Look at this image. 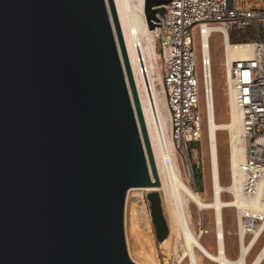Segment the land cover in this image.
Segmentation results:
<instances>
[{
    "label": "water",
    "instance_id": "1",
    "mask_svg": "<svg viewBox=\"0 0 264 264\" xmlns=\"http://www.w3.org/2000/svg\"><path fill=\"white\" fill-rule=\"evenodd\" d=\"M170 1L145 0L150 29ZM158 178L115 0H0V264H135L127 191Z\"/></svg>",
    "mask_w": 264,
    "mask_h": 264
},
{
    "label": "bare ground",
    "instance_id": "2",
    "mask_svg": "<svg viewBox=\"0 0 264 264\" xmlns=\"http://www.w3.org/2000/svg\"><path fill=\"white\" fill-rule=\"evenodd\" d=\"M115 3L141 97L147 131L159 173L158 185L131 186L127 191L124 209V227L127 248L131 258L135 264H161L156 245L153 242L150 207L147 199L145 201L138 199L140 193L146 196L147 192L156 190L161 194L164 212L170 227L169 236L163 242H160L162 244L160 248L166 252L167 260L171 257L169 264H173V261L179 264L187 258L190 264H199L200 258L199 254H197L198 251L196 252V248L200 250L201 255L217 261L218 264H262L264 261V244L251 261H249V256L264 232V221L250 228L242 222L239 256L236 259H232L226 252L223 218L224 207L234 206L242 208L245 206V203L239 198L225 199L223 196L226 188L221 183L217 145L218 130H230L232 176L234 175L235 177L240 173L241 165L245 160L247 141L243 127V115L236 101L231 71L233 62L239 57L248 56L250 50L247 49L245 44L232 42L228 37L224 41L231 103L229 111L230 121L228 122L219 123L216 119L213 95V65L211 66L210 77L209 70H207V80L208 83L211 80L212 85V91H209L205 99V109L206 126L209 127L208 133L213 182V198L207 200L203 194L196 191L185 179L179 161V154L176 151L174 141L171 137L170 114L167 109L165 89L162 84L159 52L154 34L155 28L150 29L148 25L144 11L145 0H115ZM201 40L204 42L205 54L208 53L206 46L209 42V54L212 57L210 36L206 30L201 35ZM142 55L143 57H141ZM144 65L147 67V73L142 72L141 67H143L144 71ZM127 82L131 97H133L128 79ZM209 89L211 90L210 86ZM150 169L152 179L156 181L151 164ZM192 202L196 203L201 210L211 208L215 210L216 236L218 237L217 253L212 252L206 247L195 232L190 211ZM252 211L249 214L250 216L263 217L264 219V207H256ZM144 215L146 216L145 219H143ZM200 221L203 222V219ZM139 224L148 227L150 230V233H148L150 234L148 237L149 241L144 242L147 244L150 243V246L153 244V246L151 249L149 247L146 252L141 248V239L143 238L139 235V230L136 228V225ZM201 231L203 232L204 230ZM249 232L253 236L247 240Z\"/></svg>",
    "mask_w": 264,
    "mask_h": 264
},
{
    "label": "built area",
    "instance_id": "3",
    "mask_svg": "<svg viewBox=\"0 0 264 264\" xmlns=\"http://www.w3.org/2000/svg\"><path fill=\"white\" fill-rule=\"evenodd\" d=\"M165 7V24L159 16L162 26H157L154 34L170 114V133L176 151L185 161L183 152L195 151L192 145L202 138L205 99L212 91L207 70L210 77L213 57L209 54V42L205 54L201 35L206 30L210 43L217 34L225 41L257 22L264 25V0H171ZM241 43L250 53L233 62L231 76L243 115L247 154L240 173L232 176L229 190L234 198L245 203L237 208L238 222L250 228L264 221L263 217L249 215L252 209L264 207V32L255 31ZM144 66L142 72L147 73Z\"/></svg>",
    "mask_w": 264,
    "mask_h": 264
},
{
    "label": "rangeland",
    "instance_id": "4",
    "mask_svg": "<svg viewBox=\"0 0 264 264\" xmlns=\"http://www.w3.org/2000/svg\"><path fill=\"white\" fill-rule=\"evenodd\" d=\"M264 32V25L262 23H255L252 28H247L240 30V32H235L233 37L235 43H241L245 40H249L253 36V32ZM158 49V48H157ZM211 50L213 57V95L215 103V113L216 119L219 123H225L230 121V83L227 76V61L225 56L224 41L223 37L220 34L215 35L211 39ZM159 52V51H158ZM159 65L161 69V61L159 59ZM209 127L206 126V109L203 121V131L202 138L199 142L195 143V151L189 150L183 152L185 161L179 156V161L183 174L187 182L196 190L199 191L207 200L213 198V182H212V165H211V156H210V146H209ZM217 145H218V154H219V170L221 176V183L226 188L223 192L225 199L234 198L232 192L228 187L232 183V165H231V131L227 129L218 130L217 133ZM190 159V160H189ZM190 164L188 169L187 164ZM149 192H147L148 195ZM147 195H142L141 193L138 196V199H147L148 205L150 207V201ZM190 211L193 218L194 229L201 239V242L208 247L212 252L217 253L218 251V237L216 236L217 230L215 225V210L214 209H204L201 210L196 203L192 202L190 205ZM146 216H143L145 219ZM224 232H225V248L228 256L232 259H236L240 253V232L241 225L238 222V209L237 207H224ZM203 219V222L200 220ZM151 231L153 234V242L156 245L157 254L160 257L161 264H169L170 255L167 260L166 252L160 248L162 245L157 237L156 229L154 226L153 218L151 215ZM136 228L139 230V235L143 238L141 239V248L146 252L147 249H151L153 244L150 246V243H145L144 241H149L148 237L150 230L148 227L142 225H136ZM205 231H201V230ZM143 230V231H142ZM206 230H208L206 232ZM147 232V233H146ZM126 235V233H125ZM201 236V237H200ZM253 234H248L247 240H249ZM144 244V245H143ZM146 244V245H145ZM264 244V232L258 241L257 245L251 252L249 256V261H251L254 256L258 253L261 246ZM143 245V246H142ZM198 251V252H197ZM197 254H199V264H218L217 261L201 255L200 250L196 248ZM173 264H176L173 261ZM179 264H190L188 258L183 260ZM264 264V261L263 263Z\"/></svg>",
    "mask_w": 264,
    "mask_h": 264
},
{
    "label": "trees",
    "instance_id": "5",
    "mask_svg": "<svg viewBox=\"0 0 264 264\" xmlns=\"http://www.w3.org/2000/svg\"><path fill=\"white\" fill-rule=\"evenodd\" d=\"M231 40H232V41H235V39H234L233 36L231 37ZM192 147H196V146H195V145H192Z\"/></svg>",
    "mask_w": 264,
    "mask_h": 264
},
{
    "label": "crops",
    "instance_id": "6",
    "mask_svg": "<svg viewBox=\"0 0 264 264\" xmlns=\"http://www.w3.org/2000/svg\"><path fill=\"white\" fill-rule=\"evenodd\" d=\"M194 145H196V144H194Z\"/></svg>",
    "mask_w": 264,
    "mask_h": 264
}]
</instances>
